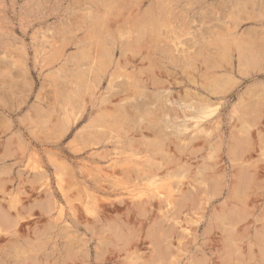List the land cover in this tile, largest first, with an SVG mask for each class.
<instances>
[{
	"label": "rangeland",
	"instance_id": "1",
	"mask_svg": "<svg viewBox=\"0 0 264 264\" xmlns=\"http://www.w3.org/2000/svg\"><path fill=\"white\" fill-rule=\"evenodd\" d=\"M193 1L0 0V210L9 219L0 218V264H264V65L247 74L235 68L238 50L229 70L208 61L235 40L264 60V0ZM106 34L114 87L147 65H121L122 48L137 52L135 38L145 52L138 55L149 41L180 42L162 70L176 76L164 91L168 106L190 90L210 98L205 118L161 127L160 111H149L119 123L113 110L132 106L129 95L108 104L107 125L91 103L108 95L110 74L94 86L84 72L97 73L92 59L106 60ZM228 75L235 82L221 94L202 88ZM149 162L164 166L153 177L123 173Z\"/></svg>",
	"mask_w": 264,
	"mask_h": 264
},
{
	"label": "bare ground",
	"instance_id": "2",
	"mask_svg": "<svg viewBox=\"0 0 264 264\" xmlns=\"http://www.w3.org/2000/svg\"><path fill=\"white\" fill-rule=\"evenodd\" d=\"M180 1V0H179ZM184 1V0H183ZM187 1V0H186ZM189 1V0H188ZM197 2H198V0H196ZM196 1H195V3H196ZM203 1V0H202ZM219 1V0H218ZM221 1V0H220ZM224 1V0H223ZM230 1V0H229ZM254 1H256V0H254ZM178 2V1H177ZM192 2H194L193 0H192ZM205 2V1H204ZM258 2V1H257ZM217 3V2H216ZM225 3V2H224ZM230 3V2H229ZM233 3V2H232ZM253 3H255V2H253ZM191 3H189L188 5H190ZM197 4V3H196ZM196 4H194V5H196ZM218 4V3H217ZM217 4L215 5V6H217ZM226 4V3H225ZM234 4V3H233ZM257 4V3H256ZM198 5V4H197ZM222 5H223V2H222ZM230 5V4H229ZM232 5V4H231ZM244 5V4H243ZM237 6H238V4H237ZM253 6H254V4H253ZM177 7V6H176ZM235 7V6H234ZM116 8V7H115ZM170 8H171V6H170ZM246 8V7H245ZM253 9V8H252ZM233 10H235V8L233 9ZM245 10V9H244ZM249 10H250V8H249ZM258 10V9H257ZM247 11V10H246ZM246 11L244 12L245 14H246ZM253 11V10H252ZM259 11V10H258ZM261 11V10H260ZM234 12V11H233ZM255 12V10L253 11V13ZM109 13V12H108ZM114 13V12H113ZM175 13V12H174ZM256 13V12H255ZM254 13V14H255ZM258 13V12H257ZM203 14V13H202ZM240 14V13H239ZM117 15V14H116ZM236 15H238L237 13H236ZM252 15V14H251ZM201 16V15H200ZM206 16V15H205ZM243 16V15H242ZM257 16V15H256ZM119 18V17H118ZM184 18V17H183ZM258 18H260V17H258ZM262 18V17H261ZM260 18V19H261ZM110 19H113V18H110ZM125 19V18H124ZM123 19V20H124ZM138 19V18H137ZM180 19V18H179ZM246 19V18H245ZM106 20V19H105ZM122 20V21H123ZM141 20V19H140ZM139 20V21H140ZM241 20V19H240ZM107 21V20H106ZM121 21V20H120ZM237 21V20H236ZM112 22V21H111ZM169 22V21H168ZM176 22V21H175ZM179 22H181V21H179ZM261 22V21H260ZM84 23V22H83ZM117 23V22H116ZM116 23H115V26H116ZM119 23V22H118ZM141 23V22H140ZM188 23V22H187ZM264 23V22H263ZM105 24V23H104ZM113 24H114V21H113ZM113 24H111V25H113ZM119 24H121V23H119ZM170 24V23H169ZM186 25V24H185ZM72 26V25H71ZM108 26H109V24H108ZM108 26L106 27L107 29H105L106 31V33L107 34H110V33H108L110 30H109V28H108ZM166 26V25H165ZM187 26V25H186ZM64 27V26H63ZM122 26H119V25H117L116 26V28H121ZM172 27V26H171ZM170 27V28H171ZM79 28V27H78ZM104 28V27H103ZM124 28L122 27L120 30H123ZM172 29V28H171ZM175 29V28H174ZM183 29V28H182ZM63 30V29H62ZM66 30V29H65ZM71 30V29H70ZM129 30V29H128ZM141 30H144V29H141ZM146 31V30H145ZM144 31V32H145ZM168 31V30H167ZM183 31V30H182ZM214 31H215V29H214ZM70 32V31H69ZM140 32V31H139ZM143 32V33H144ZM169 32H171V31H169ZM175 32V31H174ZM232 32V31H231ZM60 33V32H59ZM124 33V32H123ZM129 33V32H128ZM142 33V34H143ZM217 33H218V31H217ZM76 34V33H75ZM74 34V35H75ZM106 34V36L105 37H103V39L101 38L100 39V42H103L104 41V43L103 44H105L104 45V47H107L106 49H104V51L106 52V54H104V56H105V59L106 60H104V62L103 61H100V62H98V61H95V60H93L92 59V61H91V63H94V65H96L97 66V68H96V70H98L97 71V73H92V71H90V68L89 69H87L88 71H86V69H84L83 68V66H82V69H84V72H85V81L87 82V83H92V82H94V86L96 85L97 86V83H99L100 84V82L108 75V74H110L109 76H110V78L108 79V82H107V86H106V89H107V91H108V95L107 96H105V97H103L102 99H99L98 100V102H95V103H91V108H97V109H102L103 110V115L102 116H100L101 118H103L104 117V119L106 120V123H107V125L108 124H110V122H111V120L109 121V119L108 118H110L111 116H113V114L111 113V112H109L108 111V109H107V107H109V103H111L112 102V99L113 98H118V99H123V100H125L126 98L125 97H127V96H129V95H131V97L133 96V97H135V103H132L131 105L132 106H129V107H124L123 105L124 104H120L118 107H115L114 109L115 110H113V111H116V110H118V113H117V116H116V118H114V120L115 121H117V122H121L122 121V123L123 122H125L126 120H127V118L128 117H131V116H135V115H137L138 116V114H140L141 112L142 113H145V114H147L149 111H150V114H152L153 112L155 113V116H157L158 115V112H156V111H160V114H161V120H162V122L164 123L163 125H160L161 127H172V124L173 123H175L176 121H177V119L178 118H182V121L181 122H185V118L186 117H192V118H196V119H204L205 118V116H206V112H205V110H206V108L208 107V102H210L209 100H210V98H207L206 96H202V95H200L199 97H198V95H197V93H195V92H192V91H190V90H185L184 92H183V94L182 95H180L179 96V100L175 103L176 104V106L174 107H172V106H168V104H169V102H172V101H170V99H171V93H164V91L166 90V88H168L172 83H174V81L176 80L175 78H176V76L173 74V73H171V72H169V71H166L165 73L162 71L163 69H164V66L166 65V64H168L169 65V63H171V64H173L174 62H175V55H174V50H175V47H177L178 48V44L180 43V42H178V41H176V40H171L170 38L169 39H167V40H170V41H167V42H165V41H162V43L164 42L165 43V45H163V46H160V45H162V44H160L159 46H153L154 44H153V42L152 43H150L151 41H149V46L148 45H146L145 46V44H144V47H145V50H146V54H144V55H142V54H140V55H138V53L137 52H142V47H141V39H138V38H135V40H136V42H135V44H133V45H135L136 46V53H132L131 55H129L128 53H127V51L124 49V48H122V50H121V57L123 58V62H122V64L121 63H118V67H119V65L121 64L122 65V67L123 68H125L126 66H128V65H131L134 61H140V62H144L145 61V63L147 64V65H145L146 67L145 68H138L137 69V71L134 73L133 72V74H134V77H132L131 75L132 74H127V75H125V78H127V79H129L128 81H124V82H119V83H116V86L118 87V88H116L115 89V87H114V77L115 76H117V75H114V72L113 73H109V71H107V67L109 66V64L112 62V58H111V56H112V50L110 49V47H109V44H108V42H111V39L109 38V37H111V36H108ZM144 34H146V33H144ZM175 34H176V32H175ZM187 34H188V32H187ZM201 34V33H200ZM231 34V33H230ZM229 34V35H230ZM64 35V34H63ZM86 35H87V33H86ZM139 35H141V34H138V36ZM148 35V34H147ZM232 35V34H231ZM230 35V36H231ZM235 35V34H234ZM251 35V34H250ZM249 35V36H250ZM256 35V34H255ZM179 36V35H178ZM66 37V36H65ZM69 36H67V38H68ZM124 37V36H123ZM143 37V36H142ZM142 37H140L139 36V38H142ZM144 37H145V35H144ZM232 37V36H231ZM245 37H248V36H245ZM264 37V36H263ZM113 38V37H112ZM148 37H146V39H147ZM160 39H161V37H159ZM198 38V37H197ZM219 38V37H218ZM223 38V37H222ZM228 38H229V36H228ZM63 39H64V37H63ZM81 39V38H80ZM138 39V40H137ZM163 39V38H162ZM176 39H179L180 40V38H176ZM221 39V38H220ZM220 39H218L219 41H220ZM242 39V38H241ZM128 40V39H127ZM141 40V41H140ZM155 40H157V41H159L158 40V37H157V39H155ZM183 40V39H182ZM206 40V39H205ZM217 40V41H218ZM223 40V39H222ZM261 40V39H260ZM84 41V40H83ZM99 41V40H98ZM113 41V40H112ZM131 41H132V39H131ZM133 41H134V39H133ZM132 41V42H133ZM157 41H156V43H157ZM120 41H118V43H119ZM168 42H169V44H170V42L172 43V44H168ZM233 42V41H232ZM92 43V42H91ZM96 43V42H95ZM98 43V42H97ZM114 43V42H113ZM121 43V42H120ZM124 42H122L121 44H123ZM144 43V42H143ZM158 43H161V42H158ZM211 43V42H210ZM125 44V43H124ZM127 44V43H126ZM129 44V43H128ZM150 44H153V45H150ZM205 44V43H204ZM238 44H239V46L240 47H238ZM88 45V44H87ZM89 45H90V43H89ZM93 45V44H92ZM100 45V44H99ZM132 45V46H133ZM186 45V44H185ZM212 45V44H211ZM262 45V44H261ZM86 46V45H85ZM85 46H83L85 49H89V46L86 48ZM96 46V45H95ZM120 46V45H119ZM122 47L124 46V45H121ZM129 46V45H128ZM134 46V47H135ZM210 46V45H209ZM244 46H245V43H244ZM244 46L243 45H240V42H237V40H235L234 41V47L232 48L231 46H230V44L227 42V41H224L223 42V45H222V49H223V51L219 48V54H218V56H217V58H213V57H211L210 56V60H208V61H210L211 62V64L212 63H214V62H217L218 64H216L215 65V67L217 66V67H219V68H221V67H223V68H225V70H229V69H231L232 68V56H233V52L235 51V50H238L239 52H238V62H237V64H235V68L236 67H239V69L242 71H244V72H246V74L247 73H251L250 71L251 70H253V68L255 67L256 68V66H263L264 65V60H263V58L261 57V56H255L253 53H252V50H250V47L248 46L247 48H245L244 49ZM254 46V45H253ZM259 46V45H258ZM141 47V48H140ZM252 47V46H251ZM263 47V46H262ZM261 47V48H262ZM102 48V47H101ZM99 49V48H98ZM121 49V48H120ZM119 49V50H120ZM141 49V51H139ZM162 49H164V51H166V54L167 55H160L159 54V52H163V51H161ZM214 49H216V48H214ZM100 50V49H99ZM114 50V49H113ZM131 50H132V48H131ZM256 50V49H255ZM254 50V51H255ZM258 50V49H257ZM83 50H81V52H82ZM86 51V50H85ZM85 51H83V52H85ZM102 51H103V49H102ZM103 51V53H105ZM214 51V50H213ZM98 52H100V51H98ZM143 52H144V49H143ZM188 52V51H187ZM259 52V51H258ZM87 53V52H86ZM101 53V52H100ZM102 53V54H103ZM145 53V52H144ZM99 54V53H98ZM98 54H96V58L98 57H100V56H98ZM101 54V55H102ZM154 55V57H150V56H152V55ZM198 55V54H197ZM210 55V54H209ZM80 56V59L78 58V60H81V57H84L85 59H86V57L84 56V55H79ZM263 56V55H262ZM103 57V56H102ZM77 58H75V59H77ZM84 58H82V59H84ZM95 58V59H96ZM97 58V59H98ZM187 58V57H186ZM6 59V58H5ZM178 59V58H177ZM78 60H77V62H76V64H78ZM87 61V60H86ZM117 61H119V60H117ZM167 61H169V62H167ZM174 61V62H173ZM207 61V62H208ZM83 62H85V61H81V64L83 65L84 63ZM173 62V63H172ZM88 64V63H87ZM164 64V65H163ZM84 65H86V62H85V64ZM93 65V66H94ZM120 65V66H121ZM133 65V64H132ZM190 65V64H189ZM79 67L81 66V65H78ZM167 67H169V66H167ZM211 67V66H210ZM93 68H95V67H93ZM166 68V67H165ZM80 69H81V67H80ZM92 69V68H91ZM175 69V68H174ZM93 70V69H92ZM185 70H187V69H184V72L187 74V71H185ZM123 71V70H122ZM176 71V70H175ZM215 71V70H214ZM261 71H262V69H261ZM81 72V71H80ZM87 72V73H86ZM178 72V71H177ZM228 72V71H227ZM232 72V71H231ZM238 72H239V70H238ZM83 73V72H82ZM120 73V72H119ZM124 73V72H123ZM126 73V72H125ZM129 73V72H128ZM122 74V73H121ZM81 76H82V74H81ZM213 76V75H212ZM232 76V75H231ZM230 75H228L227 77H225V78H222V79H219L218 78V82H217V84H214V83H211V82H204V86L202 87V88H206V90L208 91V93H209V95L213 92V93H215V92H220V94L222 93L220 90L221 89H225L226 87H229V85L230 84H232V83H234L235 81H234V78L233 77H231ZM234 76V75H233ZM108 78V77H107ZM187 78H188V80L189 81H192V82H194V80L191 78V77H189V76H187ZM170 80H172V81H170ZM83 81H84V78H83ZM82 81V82H83ZM1 83V82H0ZM84 85H82V86H86L87 84L86 83H83ZM86 84V85H85ZM88 87V86H87ZM201 87V86H200ZM136 88H138V89H136ZM149 88H151V93L150 92H148L146 89H149ZM251 88V87H250ZM65 89V88H64ZM201 89V88H200ZM147 92H146V91ZM55 94V93H54ZM107 94V93H106ZM197 96H196V95ZM216 94V93H215ZM214 94V95H215ZM219 94V93H218ZM140 95H144V96H146V98L144 99V98H140V97H138V96H140ZM213 95V96H214ZM152 96H154V100L153 99H151V97ZM253 96H254V93H253V89L252 90H249L248 91V93H247V100H251L252 98H253ZM63 97H65V96H63ZM62 97V98H63ZM255 97V96H254ZM263 97V99H264V96H262ZM61 97L59 98V99H62ZM66 98V97H65ZM64 98V99H65ZM128 98V97H127ZM139 98H140V100H139ZM196 98V99H195ZM94 99V98H93ZM96 99V98H95ZM115 99V100H116ZM67 100V99H66ZM153 100V101H152ZM194 100V101H193ZM59 101H61V100H59ZM68 101V100H67ZM67 101H64V102H61V103H65V102H67ZM95 101V100H94ZM128 101V100H127ZM60 103V104H61ZM156 104V105H154V110L152 109L151 110V108H150V104ZM63 105V104H62ZM68 105V104H67ZM89 105V104H88ZM128 109L130 110L129 111V114H127L128 113ZM132 109V110H131ZM209 109V108H208ZM51 111H52V109H51ZM54 111V110H53ZM89 111V110H88ZM66 112V111H65ZM92 112V111H91ZM209 112V111H208ZM37 113V112H36ZM52 114V112H48V115L49 114ZM86 114H87V112H85ZM39 115H41V113L40 112H38L37 114H36V116L38 117ZM90 115V114H89ZM143 116V115H142ZM153 116H154V114H153ZM159 116V115H158ZM84 117H85V115H84ZM88 117V116H87ZM139 117V116H138ZM141 117V116H140ZM150 118H151V116H150ZM157 118V117H156ZM159 118V117H158ZM104 119H102V121L104 120ZM126 119V120H125ZM153 119H155V117L153 118ZM95 120V119H94ZM129 120V119H128ZM28 121V120H27ZM26 121V122H27ZM135 121V120H134ZM153 121V120H152ZM158 121V120H157ZM104 123H105V121H103ZM116 122V123H117ZM130 121H128V123H129ZM133 122V121H132ZM137 122V121H136ZM154 122V121H153ZM93 123H95V122H93ZM93 123H92V126H93ZM104 123H103V125H104ZM127 123V124H128ZM178 123V122H177ZM176 123V124H177ZM186 123V122H185ZM113 124V123H112ZM158 124H160V122L158 123ZM53 125V124H52ZM157 125V124H156ZM174 125V124H173ZM178 125H180V124H178ZM177 125V126H178ZM185 125V124H184ZM89 126V125H88ZM90 126H91V124H90ZM106 126V125H105ZM124 126V125H123ZM176 126V127H177ZM28 127V126H27ZM120 127H121V125H120ZM178 127H180V126H178ZM186 127V126H185ZM125 129H127V128H125ZM108 135V134H107ZM106 135V137H104V138H102V139H105V138H107L108 139V136ZM110 136V135H109ZM191 139H192V137H191ZM106 140V139H105ZM195 140V139H194ZM104 141V140H103ZM92 143H93V141H92ZM96 143V142H95ZM155 143V142H154ZM160 143V142H159ZM162 143V142H161ZM190 143H192L191 141H190ZM163 144V143H162ZM132 145H133V143H132ZM134 145H135V143H134ZM187 145V144H186ZM191 145V144H190ZM149 146V145H148ZM154 146H155V144H154ZM153 146V147H154ZM203 146V145H202ZM239 146V145H238ZM247 146V145H246ZM161 147V146H160ZM240 147V146H239ZM150 148V147H149ZM148 148V149H149ZM162 148H163V146H162ZM161 148V150H160V154H162L161 156L162 157H168L170 160H169V162L171 163V162H173V157H171L170 155H166L165 153H163V150L164 149H162ZM236 148V147H235ZM181 150V149H180ZM244 150V149H243ZM245 151H246V148H245ZM244 151V152H245ZM150 152V151H149ZM155 152V151H154ZM159 152V151H158ZM156 153V152H155ZM157 154H159V153H157ZM169 154V153H168ZM241 155L243 156V153H240L239 151H237L236 152V155L235 156H239V157H241ZM105 157V156H104ZM149 159H150V157H149ZM97 159H95V161H96ZM99 160V159H98ZM97 160V161H98ZM108 160V159H107ZM149 161H151V160H149ZM150 164H148V166L146 167L145 165L144 166H140L139 167V169H137V168H135V169H132V168H130V167H124L123 168V173L125 174V176H127L128 177V179H131L133 176H135V178H140V177H146V176H148V177H153L154 175H156L157 174V171L158 170H160L163 166H164V164L162 163V162H153V164H152V162H149ZM117 165V164H116ZM155 165V166H154ZM133 167V166H132ZM188 167V166H187ZM187 167H184V166H179V167H177L176 168V172L177 171H179L181 174H183V173H185V175H188L187 173V171H189L188 170V168ZM190 169V168H189ZM175 172V173H176ZM168 174V173H167ZM199 174V173H198ZM233 176V175H232ZM202 177V176H201ZM200 178V177H199ZM251 178V177H250ZM106 180V179H105ZM182 180V179H181ZM180 180V181H181ZM238 180V179H237ZM96 181V180H95ZM202 182V181H201ZM215 187V186H214ZM233 187H235V186H233ZM101 189V188H100ZM214 190V189H213ZM215 190H217V189H215ZM111 192V191H110ZM116 192H118V191H116ZM190 192V191H189ZM217 193V192H216ZM183 197H184V195H182ZM192 197V196H191ZM151 199H152V197H149V198H147L146 199V201H145V203H150V201H151ZM10 202V201H9ZM152 202V201H151ZM10 204V203H9ZM10 206V205H9ZM151 206V205H150ZM143 207H144V205H143ZM149 207V206H148ZM86 208V207H85ZM145 208H146V206H145ZM91 211V210H90ZM3 212L0 210V218H2L1 220L4 222V223H8L9 222V219L7 218V217H5L3 214H2ZM19 213V212H18ZM90 214V213H89ZM18 216H19V214H18ZM10 217V216H9ZM17 217V216H16ZM20 217V216H19ZM12 218V217H11ZM22 218V217H21ZM11 222V221H10ZM134 234V233H133ZM133 239H136V240H138L139 238H140V236H135V235H130ZM127 238V237H126ZM125 238V239H126ZM131 240V238H129L128 240H127V243L129 242ZM108 244V243H107ZM124 244H126V242L124 241ZM124 250V249H123ZM164 256V255H163ZM138 257V256H137ZM136 257V258H137ZM157 259V258H156ZM159 262V261H158Z\"/></svg>",
	"mask_w": 264,
	"mask_h": 264
}]
</instances>
